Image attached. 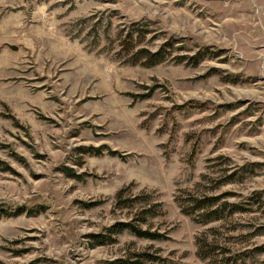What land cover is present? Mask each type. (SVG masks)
<instances>
[{
	"label": "rangeland",
	"instance_id": "obj_1",
	"mask_svg": "<svg viewBox=\"0 0 264 264\" xmlns=\"http://www.w3.org/2000/svg\"><path fill=\"white\" fill-rule=\"evenodd\" d=\"M0 210V264H264V0H0Z\"/></svg>",
	"mask_w": 264,
	"mask_h": 264
},
{
	"label": "trees",
	"instance_id": "obj_2",
	"mask_svg": "<svg viewBox=\"0 0 264 264\" xmlns=\"http://www.w3.org/2000/svg\"><path fill=\"white\" fill-rule=\"evenodd\" d=\"M137 35H133V32H129L126 34L125 38H124V43L128 42V46L129 44L132 42V40H134V36H138L140 38H143L145 35H139L138 32H136ZM123 43V44H124ZM136 46H132L131 48H129V50L131 49V53H132V61L133 63L135 62H140L139 64H142L144 66H152L157 64L158 62H160L161 60L164 59L165 55H164V49H158L155 51H150L147 48H140V49H135ZM128 50V49H127ZM154 90V88H151L150 92L141 95V98H146L148 97L152 91ZM86 152L91 153V154H99L101 152V147H89L86 149ZM109 154L115 155L118 154V152L116 150H108ZM64 172L66 173L67 176L75 178V179H79L81 177L80 173L75 172L73 169L69 168V167H64ZM125 187H122L117 193H116V201L118 202V204L125 206V205H133V201H138L139 199L136 197H132V198H123V196L125 195L126 192ZM218 200V197L215 196H207L204 198H200V199H195V203H194V207L193 209L189 208L190 211H186L185 207L182 209L183 212L185 213H194L195 211H200L206 207H209L211 205H213L216 201ZM86 206H94L97 205L98 203L96 201L90 202V203H85ZM155 206V205H153ZM144 213L149 214L153 209L150 207H146L144 206ZM21 212L20 210L17 211ZM155 212V211H154ZM5 213L4 211L0 210V218L1 216H3ZM155 214V213H152ZM151 214V215H152ZM214 212L213 211H207L205 214L201 213L198 214V216H205V221H209L213 218H216L214 216ZM112 227H114V229L112 230V233H120L124 230H128L129 232H131L132 234H134L137 237H141V238H148V239H162L165 238L166 235L164 233L158 232L156 230H149V229H143L141 227H139L138 225L133 224L132 222H117L115 223ZM96 238V243L97 244H106L108 242L114 241L115 239L111 236L108 235V237H106L105 235L102 234H97L95 235ZM107 238V239H106ZM204 248V247H203ZM203 250V249H202ZM201 251V250H200ZM200 256L205 258L207 255H203L200 253ZM158 261H163V258L161 256L158 255H154V254H150V253H135L133 255H129V257H125L122 259H114L112 261H108L106 264H152L153 262H158ZM147 262V263H146Z\"/></svg>",
	"mask_w": 264,
	"mask_h": 264
},
{
	"label": "water",
	"instance_id": "obj_3",
	"mask_svg": "<svg viewBox=\"0 0 264 264\" xmlns=\"http://www.w3.org/2000/svg\"><path fill=\"white\" fill-rule=\"evenodd\" d=\"M10 48H11L12 50H14V51L17 50V47H16L15 45H10Z\"/></svg>",
	"mask_w": 264,
	"mask_h": 264
}]
</instances>
